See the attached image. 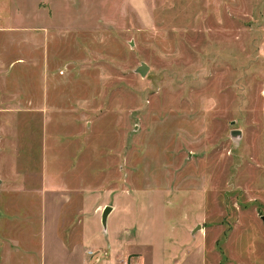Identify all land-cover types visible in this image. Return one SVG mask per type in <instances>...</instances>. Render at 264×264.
I'll return each instance as SVG.
<instances>
[{"label": "rangeland", "instance_id": "rangeland-1", "mask_svg": "<svg viewBox=\"0 0 264 264\" xmlns=\"http://www.w3.org/2000/svg\"><path fill=\"white\" fill-rule=\"evenodd\" d=\"M45 186L102 257L176 217L206 264H264V0H0V264Z\"/></svg>", "mask_w": 264, "mask_h": 264}, {"label": "crops", "instance_id": "crops-1", "mask_svg": "<svg viewBox=\"0 0 264 264\" xmlns=\"http://www.w3.org/2000/svg\"><path fill=\"white\" fill-rule=\"evenodd\" d=\"M40 194L39 248L30 252L25 247L18 249L15 264H206L208 261L206 250L200 249V236L193 234L194 227H183L176 217L163 219V231H170L163 232V242L156 238L150 240L140 234L132 239L126 233L125 222L122 231L111 237L105 255H101L99 260L92 259L87 253L88 249L101 245L87 238L82 218L79 220L82 225L75 226L78 221L73 222L68 209L73 199L71 189L45 186ZM108 205L112 210L107 216V225H103L105 234L108 233L112 213L119 207L114 202ZM105 206L100 212L101 221ZM127 250L138 256L128 258Z\"/></svg>", "mask_w": 264, "mask_h": 264}, {"label": "water", "instance_id": "water-1", "mask_svg": "<svg viewBox=\"0 0 264 264\" xmlns=\"http://www.w3.org/2000/svg\"><path fill=\"white\" fill-rule=\"evenodd\" d=\"M149 67L146 63H143L138 71L142 74V75H146L147 71H148ZM237 131H233V135H237ZM112 210V207L110 205L105 206L104 210H103V214H102V223L104 226L107 225V216L110 213V211ZM264 219V216H263Z\"/></svg>", "mask_w": 264, "mask_h": 264}, {"label": "built area", "instance_id": "built-area-1", "mask_svg": "<svg viewBox=\"0 0 264 264\" xmlns=\"http://www.w3.org/2000/svg\"><path fill=\"white\" fill-rule=\"evenodd\" d=\"M88 254L91 256V257H94L95 260H99L100 257H101V254H97V252L95 251H92V250H89L88 251Z\"/></svg>", "mask_w": 264, "mask_h": 264}]
</instances>
